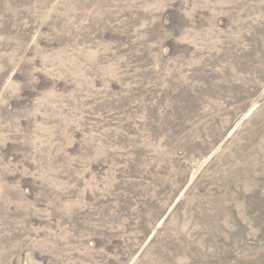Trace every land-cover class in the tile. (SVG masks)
<instances>
[{
	"label": "rangeland",
	"instance_id": "obj_1",
	"mask_svg": "<svg viewBox=\"0 0 264 264\" xmlns=\"http://www.w3.org/2000/svg\"><path fill=\"white\" fill-rule=\"evenodd\" d=\"M0 264H264V0H0Z\"/></svg>",
	"mask_w": 264,
	"mask_h": 264
}]
</instances>
